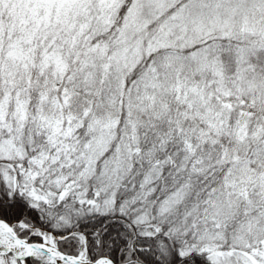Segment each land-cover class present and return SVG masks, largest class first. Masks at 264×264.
Returning a JSON list of instances; mask_svg holds the SVG:
<instances>
[{
  "label": "snow or ice",
  "instance_id": "1",
  "mask_svg": "<svg viewBox=\"0 0 264 264\" xmlns=\"http://www.w3.org/2000/svg\"><path fill=\"white\" fill-rule=\"evenodd\" d=\"M0 264H264V0H0Z\"/></svg>",
  "mask_w": 264,
  "mask_h": 264
}]
</instances>
